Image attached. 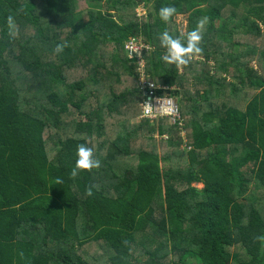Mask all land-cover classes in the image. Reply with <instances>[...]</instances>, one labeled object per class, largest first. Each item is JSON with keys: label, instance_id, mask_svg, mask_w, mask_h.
<instances>
[{"label": "trees", "instance_id": "obj_1", "mask_svg": "<svg viewBox=\"0 0 264 264\" xmlns=\"http://www.w3.org/2000/svg\"><path fill=\"white\" fill-rule=\"evenodd\" d=\"M85 2L0 0V264H264V0ZM201 20V52L161 61ZM142 76L181 125L131 121ZM78 144L100 164L73 177Z\"/></svg>", "mask_w": 264, "mask_h": 264}, {"label": "clouds", "instance_id": "obj_2", "mask_svg": "<svg viewBox=\"0 0 264 264\" xmlns=\"http://www.w3.org/2000/svg\"><path fill=\"white\" fill-rule=\"evenodd\" d=\"M176 9L170 4H166L158 9L157 15L161 21L167 22L170 17L174 15ZM5 23L9 36H15L16 25L11 15L6 17ZM204 21L201 20L197 23V27L181 36H172L167 30L160 33L159 42L160 46L165 49V52L160 56L161 61L167 64L184 65L189 62L194 56L201 52L199 47L200 27ZM126 47H128L126 45ZM63 50L61 44H57L54 52L60 53ZM135 49H133L134 51ZM145 116L149 115V109L146 107ZM74 166L70 171V175L75 177L80 170H90L99 167V160L93 156V149L86 144H78L75 153Z\"/></svg>", "mask_w": 264, "mask_h": 264}, {"label": "built area", "instance_id": "obj_3", "mask_svg": "<svg viewBox=\"0 0 264 264\" xmlns=\"http://www.w3.org/2000/svg\"><path fill=\"white\" fill-rule=\"evenodd\" d=\"M140 14V13H139ZM126 49L129 52V55H137L139 62L143 67L145 62L142 58V52L144 49H150V46L146 44L141 38L131 37L127 42ZM133 49H135L133 51ZM141 88L144 91V99L140 103V114L139 118H149L150 120H157L160 118H169L173 123L182 124L181 112L178 106L176 99L170 95L167 91L163 93H158L156 89L161 88L166 90L169 88L166 86H157L150 79L145 78L144 76L140 77ZM149 109V115L145 116V108Z\"/></svg>", "mask_w": 264, "mask_h": 264}, {"label": "rangeland", "instance_id": "obj_4", "mask_svg": "<svg viewBox=\"0 0 264 264\" xmlns=\"http://www.w3.org/2000/svg\"><path fill=\"white\" fill-rule=\"evenodd\" d=\"M79 5H78V7H79V9L80 10H84V9H86V2H85V0H79V3H78ZM147 11H148V7H140V8H138V12L142 15V14H145V13H147ZM176 21L179 23V26H180V28H181V30H182V32H185V28H186V25H187V16L186 15H178V17L176 18ZM150 50V49H149ZM254 64V63H253ZM176 99V98H175ZM177 100V99H176ZM140 109V108H139ZM140 111V110H139ZM139 114H140V112H138L137 113V115H132V119H131V121H133V122H139V121H141V119L139 118ZM168 119V121L170 122V123H173L169 118H167ZM158 137V136H157ZM163 137H165V136H163ZM194 185L195 186H197V187H199V188H201L202 186H203V184L202 183H194ZM99 248L98 247H94L93 249H92V252H96L97 254L99 253V254H101L102 253V250H98Z\"/></svg>", "mask_w": 264, "mask_h": 264}]
</instances>
